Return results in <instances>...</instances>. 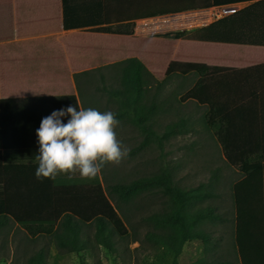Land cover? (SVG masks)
<instances>
[{"label":"crops","instance_id":"1","mask_svg":"<svg viewBox=\"0 0 264 264\" xmlns=\"http://www.w3.org/2000/svg\"><path fill=\"white\" fill-rule=\"evenodd\" d=\"M67 2L69 12L77 17L88 15L91 20L105 15L110 24L101 27L132 29L140 20L200 10L211 0ZM228 6L234 9L225 18L186 36L191 47L188 46L190 63L185 75L196 73L197 79L183 95L208 107L209 123L216 118L221 128L225 127L217 137L222 160L230 170L242 175L232 184L237 240L240 223H246L244 229L252 232L253 220L264 214V0ZM97 27L66 30L63 0H0V100L18 101L9 104L16 116L0 112V180L5 174L12 175L14 185L16 176L28 172L33 175L38 166L36 131L40 124L34 123L29 112L20 114L22 107L44 112V118L51 106L65 104L45 98L76 96L84 108L76 74L132 57L163 80L157 75L151 55L123 49L126 40L135 34L97 32ZM196 44H201V55ZM23 100L29 101L19 103ZM237 119L244 120L242 131L235 124Z\"/></svg>","mask_w":264,"mask_h":264},{"label":"trees","instance_id":"2","mask_svg":"<svg viewBox=\"0 0 264 264\" xmlns=\"http://www.w3.org/2000/svg\"><path fill=\"white\" fill-rule=\"evenodd\" d=\"M63 1L66 30L98 26L96 28L98 32L133 34V28L101 27L110 24L102 14L92 17L91 20L88 15L77 17L69 12L70 5L67 0ZM245 1L253 0H211L205 8L200 9ZM186 34L185 31H180L164 35L180 39ZM107 72L115 79L118 77L119 86L106 85ZM175 77L179 78V84L173 98L165 97L157 102L155 92ZM75 78L80 89V97L84 100L87 98L90 103L97 102V99L91 90L83 92V85L92 87L96 82L103 84L101 91L107 92L108 96L119 105L118 109L113 111L116 113V118L120 122L130 123L142 136L140 143L130 151L131 155H135L153 145L163 150L168 141L183 134L186 126L183 119L169 122L161 120L164 119V115L171 112L177 102L184 104L179 97L193 86L197 74L173 73L159 80L141 60L132 57L94 71H83L76 74ZM44 100L65 103L51 106L47 116L53 111L66 109L69 106L80 108L76 96L49 97ZM15 102L18 101L0 100V112L8 117L16 116L14 108L9 105ZM191 102L202 109L204 115L206 114L207 106L200 105L196 101ZM28 112L29 115L32 114L34 123H41L43 119L41 115L44 112L22 107L20 114L26 115ZM61 119L67 123L70 117L65 116ZM220 173L221 167L216 168L214 177L218 178ZM12 177L5 174L0 180V234L13 223L27 232L33 240L36 238H43L48 242L54 240L60 251L76 253L82 257L84 256L82 254H89V251L95 249L94 244L105 247L111 253H117V237L123 239L131 234L119 210L123 211L125 207L134 206L137 211H141L138 200L143 196L151 200L159 197L161 201L159 207L155 209L147 205L151 200L146 204V208L144 207L147 211L144 221L151 225L145 233V239L160 249L156 252L160 264H180L179 257L189 241H201L205 247L220 244L225 231L233 229L235 225L234 215L231 218L225 211H220L216 205L210 203L203 205L204 200L216 198L218 196L216 193L211 189H205L204 184L193 189H186L176 184L174 171L170 168H165L158 174L140 176L129 182L109 185L108 193L100 175L91 181L82 180L78 176L73 179L61 176L53 182L49 179H37L35 174L30 175L28 172L16 176L14 185H12L14 181ZM217 222L225 225L231 223L232 226H224L221 229L222 233L217 237L214 236L215 229H211L216 227ZM93 226L95 231L92 234ZM133 230L136 235V229ZM136 241H139L137 237ZM230 245L239 262L235 240L232 239ZM48 256L49 245L34 250L33 254L21 264H48ZM232 262L229 259L215 260L205 256L190 264H232Z\"/></svg>","mask_w":264,"mask_h":264},{"label":"rangeland","instance_id":"3","mask_svg":"<svg viewBox=\"0 0 264 264\" xmlns=\"http://www.w3.org/2000/svg\"><path fill=\"white\" fill-rule=\"evenodd\" d=\"M196 30L198 29L185 30L187 34L179 41L170 39L163 33L150 35L151 37H161V39L150 41L147 38L140 37L143 35H133L135 33L133 28V37L126 40L123 49L132 54L144 51L151 55L155 59L153 63L156 65L157 75H161L162 79L173 73L186 74V68L190 63L188 46L191 47V43L188 44L186 36ZM97 42L100 43L101 40L98 39ZM117 44L115 42V45ZM195 46L201 55V44ZM147 62L150 63L149 60ZM91 71H94V69ZM106 76V85L119 86L118 77L115 79L108 72ZM178 84L179 78L175 77L156 91L157 102L162 101L165 97L173 98ZM102 85L101 82H96V85L92 87L83 85V92L86 93L91 90L97 102L90 103L86 98V100L83 99L82 106L85 109L95 108L101 112L116 111L119 105L113 98L108 96L107 92L101 91ZM87 96L89 97V95ZM189 96H180L179 99L184 104L177 102L171 112L164 115V119L161 120L162 122H169L174 119H183L186 122L183 134L168 141L163 150L153 145L135 155L129 153L128 157L119 165L107 164L100 173L103 185L108 193L109 185L117 182H129L140 176L158 174L165 168H170L174 171V182L176 184L186 189H193L200 184H204L205 189H211L216 193L218 195L216 198L204 200L203 205L209 203L216 205L220 211H225L232 218L234 215L232 184L242 175L239 176V174L230 170V166L222 160V152L217 137L223 133L225 127L223 126L224 129H222V125L218 124L219 120L217 121L216 118L212 120V123H209L208 120H211V118L207 117L208 107L204 115L203 110L191 102L194 101L191 98L192 96ZM197 103L203 105L201 102ZM213 117L214 115H212ZM234 121L242 131L244 120L237 119ZM116 134L122 145L129 148L130 151L142 140V136L139 135L135 127L127 121L120 122ZM226 143L227 145L232 144L230 142ZM218 167H221V173L218 178H215L214 172ZM150 200L151 198L146 196L138 200L141 211H137L134 206L125 207L123 211L119 210L131 234L123 239L117 237V253H111L105 247L97 244H94L95 249L89 251V254H82L83 257L76 253H65L56 247L54 240L50 242L43 238L33 240L27 232L11 223L0 234V258H2L0 264H21L29 255L33 254L34 250L36 251L47 245H49L48 264H160V259L156 258V252L160 249L145 239L147 229L151 228V225L144 221V217L147 216L145 208L147 205H151L155 209L159 207L161 202L159 197ZM112 201L116 204L113 198ZM148 202L149 204H147ZM263 217L264 214L263 216L258 214L253 220L254 222L252 221V232L244 229L246 223H240L237 240L235 228H230L229 231H225L223 234L220 244L205 247L201 241H189L179 257L180 264H190L205 256L215 260L229 259L233 261L232 264H264ZM224 226L231 227L232 224L225 225L217 222L216 227L211 228L215 229V235H213L218 237ZM133 228L137 231L136 235L133 233ZM94 231L95 227L93 226L91 228L92 234ZM136 237L139 241H136ZM232 239L235 240L237 246L239 262L236 260L235 251L230 245ZM3 255L6 256L3 257Z\"/></svg>","mask_w":264,"mask_h":264},{"label":"clouds","instance_id":"4","mask_svg":"<svg viewBox=\"0 0 264 264\" xmlns=\"http://www.w3.org/2000/svg\"><path fill=\"white\" fill-rule=\"evenodd\" d=\"M51 95V94H50ZM69 116L67 123L62 117ZM120 121L112 111L69 106L53 111L41 120L36 131L39 154L35 170L37 179L58 177L96 179L107 164L119 165L130 149L117 138Z\"/></svg>","mask_w":264,"mask_h":264},{"label":"built area","instance_id":"5","mask_svg":"<svg viewBox=\"0 0 264 264\" xmlns=\"http://www.w3.org/2000/svg\"><path fill=\"white\" fill-rule=\"evenodd\" d=\"M233 6H216L177 14H165L159 17L140 20L135 23V35H157L197 29L215 23L231 13Z\"/></svg>","mask_w":264,"mask_h":264}]
</instances>
